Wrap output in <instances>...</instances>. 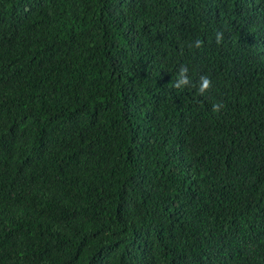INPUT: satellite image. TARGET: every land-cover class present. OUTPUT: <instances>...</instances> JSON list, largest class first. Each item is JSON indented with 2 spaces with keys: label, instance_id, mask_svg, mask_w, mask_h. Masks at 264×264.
<instances>
[{
  "label": "trees",
  "instance_id": "trees-1",
  "mask_svg": "<svg viewBox=\"0 0 264 264\" xmlns=\"http://www.w3.org/2000/svg\"><path fill=\"white\" fill-rule=\"evenodd\" d=\"M0 264H264V0H0Z\"/></svg>",
  "mask_w": 264,
  "mask_h": 264
},
{
  "label": "clouds",
  "instance_id": "clouds-1",
  "mask_svg": "<svg viewBox=\"0 0 264 264\" xmlns=\"http://www.w3.org/2000/svg\"><path fill=\"white\" fill-rule=\"evenodd\" d=\"M216 40L217 43H221L223 40V34L222 33H217L216 35ZM202 41L197 40L195 42V47L200 48L202 46ZM191 47V45H189ZM189 69L187 66H181L178 70V73L175 76V79L173 81V87L177 89L189 87L192 85V81L189 77ZM212 87V81L208 76H201L200 77V82L198 86V94L199 95H205ZM222 107V104L220 102H216L213 104V111L214 112H219Z\"/></svg>",
  "mask_w": 264,
  "mask_h": 264
}]
</instances>
